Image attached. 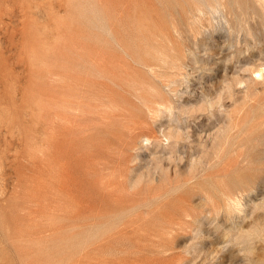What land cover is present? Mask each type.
I'll return each mask as SVG.
<instances>
[{"label": "rangeland", "instance_id": "rangeland-1", "mask_svg": "<svg viewBox=\"0 0 264 264\" xmlns=\"http://www.w3.org/2000/svg\"><path fill=\"white\" fill-rule=\"evenodd\" d=\"M263 113V0H0V264H264Z\"/></svg>", "mask_w": 264, "mask_h": 264}, {"label": "bare ground", "instance_id": "bare-ground-1", "mask_svg": "<svg viewBox=\"0 0 264 264\" xmlns=\"http://www.w3.org/2000/svg\"><path fill=\"white\" fill-rule=\"evenodd\" d=\"M263 1H264V0H263ZM212 2H213V1H212ZM210 6H211V5H210ZM212 7H213V6H212ZM210 8H211V7H210ZM192 9H193V8H192ZM197 9H198V8H197ZM198 10H199V9H198ZM191 11H192V10H191ZM192 12H193V11H192ZM194 12H195V11H194ZM174 52H175V51H174ZM183 52H184V51H183ZM181 55H182V54H181ZM181 55H180V56H181ZM183 55H184V54H183ZM183 55H182V56H183ZM152 56H153V55H152ZM160 56H161V55H160ZM165 57H166V56H165ZM170 58H171V57H170ZM182 58H183V57H182ZM151 59H153V57H151ZM167 59H168V56H167ZM176 59H177V58H176ZM178 59H179V57H178ZM171 60H172V59H171ZM171 60H170V61H171ZM173 60H174V59H173ZM171 62H172V61H171ZM175 62H176V61H175ZM180 62H181V61H180ZM172 63H173V62H172ZM176 63H177V62H176ZM142 64H143V63H142ZM145 65H146V64H145ZM164 65H165V64H164ZM151 67H152V66H151ZM172 67H173V66H172ZM175 67L177 68V66H175ZM173 68H174V67H173ZM261 75H262V74H261ZM223 79H224V78H223ZM223 79H222V80H223ZM224 80H225V79H224ZM227 82H228V81H227ZM221 83H222V82H221ZM224 83H226V82H224ZM224 83H222V84H224ZM238 84H240V83H238ZM220 85H221V84H220ZM219 87H220V86H219ZM216 88H217V87H216ZM217 89H218V88H217ZM214 90H215V89H214ZM221 90H222V89H221ZM217 91H219V89H218ZM217 91H216V92H217ZM216 92H214V94H215ZM219 92H220V91H219ZM219 92H218V93H219ZM205 93H207V92H205ZM157 94H158V93H157ZM207 94H208V93H207ZM155 95H156V94H155ZM162 95H163V94H162ZM219 95H220V94H219ZM150 96H151V94H150ZM158 96H159V95H158ZM208 97H210V96H208ZM150 98H151V97H150ZM154 99H155V98H154ZM154 99H153V100H154ZM151 100H152V99H150V101H151ZM158 101H159V100H158ZM160 102H161V101H160ZM210 102H211V101H210ZM210 102H209V103H210ZM156 103H157V102H156ZM158 103H159V102H158ZM158 103H157L156 105H158ZM161 103H162V102H161ZM207 103H208V102H207ZM165 104H166V103H165ZM172 104H173V103H172ZM203 105H204V104H203ZM210 105L212 106V104H209V106H210ZM256 105H257V104H256ZM162 106H163V105H162ZM162 106H161V107H162ZM168 106H169V105H168ZM201 106H202V105H201ZM171 107H172V106H171V101H170V108H171ZM203 107H205V106H203ZM203 107H202V109H203ZM158 108H160L159 105H158ZM167 108H168V107L166 106V109H167ZM170 108H169V110H170ZM195 108H196V107H194V109H195ZM207 108H208V106H207ZM207 108L205 107L206 110H207ZM261 108H262V107H261ZM161 109H162V108H161ZM173 109H174V108H173ZM253 109H254V108H253ZM255 109H256V108H255ZM157 110H158V109H157ZM159 110H160V109H159ZM162 110H163V109H162ZM198 110H201V109L198 108ZM203 110H204V109H203ZM170 111H171V110H170ZM253 112H254V111H253ZM171 113H172V112H171ZM251 113H252V112H251ZM259 113H260V112H259ZM256 114H257V113H256ZM263 114H264V113H263ZM261 116H262V114H261ZM255 117H256V116H255ZM250 118H251V117H250ZM256 119H257V117H256ZM253 121H254V120H253ZM245 122H246V121H245ZM249 124H250V123H249ZM262 125H263V124H262ZM263 126H264V125H263ZM242 127H243V126H242ZM226 130H227V129H226ZM226 130H224V131H226ZM231 130H232V128H231ZM257 130H258V128H257ZM226 133H227V132H226ZM176 134H178V133H176ZM259 134H261V133H259ZM262 135H263V134H262ZM174 136H175V135H174ZM239 136H240V135H239ZM249 136H250V135H249ZM220 137H221V136H220ZM234 137H235V136H234ZM180 138H181V137H180ZM184 138H185V137H184ZM247 138H248V136H247ZM224 139H225V137H224ZM226 139H227V138H226ZM244 139H245V138H244ZM244 139H243V140H244ZM218 140H219V139H218ZM222 140H223V139H222ZM228 141H229V140H228ZM230 141H231V140H230ZM251 141H252V140H250L249 142L251 143ZM217 142H218V141H217ZM224 142H225V141H224ZM231 142H232V141H231ZM222 143H223V142H222ZM226 143H227V142H226ZM240 143H242V142L240 141ZM240 143H239V144H240ZM255 144H256V143H255ZM220 145H221V144H220ZM234 145H235V144H234ZM240 145H241V144H240ZM216 146H217V145H216ZM229 146H231V145H229ZM225 147H226V146H225ZM216 148H218V147H216ZM246 148H247V147H246ZM214 149H215V148H214ZM219 149H220V148H219ZM253 149H254V148H253ZM230 151H231V150H230ZM213 152H214V151H213ZM248 152H249V151H248ZM248 152H247V153H248ZM258 152H259V151H258ZM210 153H211V152H210ZM224 153H225V152H224ZM213 154H214V153H213ZM217 154L219 155V150H218V153H217ZM259 154H260V153H259ZM211 155H212V153H211ZM213 156L215 157V156H217V155H213ZM223 156H224V155H223ZM243 158H244V157H243ZM256 158H257V157H256ZM215 159H216V158H215ZM225 159H226V158H225ZM238 159H239V158H238ZM241 159H242V158H241ZM241 159H239V160H241ZM254 160H256V159H254ZM219 161H220V160H219ZM206 162H207V161H206ZM222 163H223V162H222ZM222 163H221V164H222ZM256 163H257V162H256ZM258 163H259V161H258ZM260 163H261V162H260ZM248 164H249V163H248ZM242 165H243V164H242ZM250 165H251V163H250ZM218 166H219V165H218ZM208 167H209V166H208ZM194 168H195V167H194ZM213 170H214V169H213ZM234 170H235V169H234ZM261 170H262V169H261ZM238 171H239V170H238ZM191 172H192V171H191ZM230 172H231V171H230ZM201 173H202V172H201ZM204 173H205V172H204ZM190 174H191V173H190ZM228 175H229V174H228ZM224 176H225V175H224ZM196 177H197V176H196ZM219 177H220V176H219ZM191 178H192V177H191ZM228 180H229V178H228ZM230 182H231V181H230ZM217 186H220V185H217ZM251 186H253V185H251ZM228 189H229V188H228ZM230 189H231V188H230ZM251 189H252V188H251ZM222 190H225V187H224V189H222ZM247 190L249 191V189L245 188V191H246V192H247ZM242 191H243V190H242ZM245 191H243V192H245ZM224 192H225V191H224ZM235 192H236V191H235ZM249 192H250V191H249ZM249 192H248V193H249ZM226 193H228V192H226ZM238 193H239V192H238ZM230 194H231V193H230ZM241 194H244V193L240 192V195H241ZM245 196H248V194L245 195ZM249 196H250V195H249ZM217 197H218V195H217ZM221 197H223V196H221ZM225 197H227L228 199H230V198H229V194H228V196H225ZM236 197H237V198H241V197H239L238 195H237ZM206 198H207V196H206ZM208 198H209V197H208ZM227 198H226V199H227ZM237 198H236V199H237ZM210 199H211V198H210ZM210 199H209V200H210ZM218 199H219V198H218ZM222 199H223V198H222ZM212 200H213V199H212ZM230 200H231V199H230ZM230 200H229V201H230ZM232 200H233V198H232ZM232 200H231V201H232ZM234 200H235V198H234ZM242 200H243V198L241 199V201H242ZM206 201H207V200H206ZM229 201H227V202H229ZM238 201H240V199H237V201H235L234 203L237 204ZM241 201H240V204H241ZM210 203H212V201H210ZM230 203L233 204V202H229L228 204H230ZM236 204H234L236 207H234V205H232V206L234 207V210H239V209H236V208H238ZM226 205H227V203H226ZM224 206H225V205H224ZM224 206H223V207H224ZM238 206L240 207L239 203H238ZM241 206H242V204H241ZM212 207H213V206H212ZM219 207H220V206H219ZM230 207H231V206H230ZM230 207H229V209H230ZM229 209H228V210H229ZM214 210H215V209H214ZM232 210H233V208H232ZM230 211H231V210H230Z\"/></svg>", "mask_w": 264, "mask_h": 264}]
</instances>
